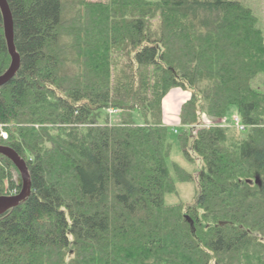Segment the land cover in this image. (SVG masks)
<instances>
[{"label": "trees", "instance_id": "1", "mask_svg": "<svg viewBox=\"0 0 264 264\" xmlns=\"http://www.w3.org/2000/svg\"><path fill=\"white\" fill-rule=\"evenodd\" d=\"M8 2L22 64L0 88V146L26 161L32 194L0 216V264H264V93L253 87L264 75V30L253 9ZM11 63L0 9V76ZM176 89L191 98L175 131L200 169L176 167L197 196L171 206L174 129L163 103ZM232 107L245 131L206 126ZM15 173L0 154V196L21 192Z\"/></svg>", "mask_w": 264, "mask_h": 264}, {"label": "rangeland", "instance_id": "2", "mask_svg": "<svg viewBox=\"0 0 264 264\" xmlns=\"http://www.w3.org/2000/svg\"><path fill=\"white\" fill-rule=\"evenodd\" d=\"M149 1H159V0H149ZM235 1H239L245 4L246 6L252 8L256 16L259 18L261 27L264 30V0H235ZM253 87L256 90L264 93V75H261L258 77V79L253 83ZM106 115L107 113H104V120L107 117ZM238 116L239 115H238L237 108L232 107L227 113V116L225 117V124L227 125L234 124L235 119L238 118ZM133 120L135 123H137V125H143L145 123V119L139 113H134ZM111 121L117 124L119 122V116L118 115L111 116ZM223 123H224L223 119L205 120V124H208V125L210 124L218 125V124H223ZM171 128L174 129V132L170 135V138H169V143L171 144V155L167 160V165H168L172 180L174 181L176 192L167 194L165 196V202L166 204L171 205V206L178 205L180 203H183L186 205L193 204L197 196V183L195 181H191V182L181 181L178 177L176 167L181 168L188 174L195 175L197 174V172H199L200 163L195 162V161H190L185 156L182 146L178 139V134L175 131L176 128L174 127H171ZM179 129L180 128H177V131ZM190 153L193 159L197 158V156L192 151V149L190 150ZM14 175H15V180L19 184H21L22 182L21 178L16 173Z\"/></svg>", "mask_w": 264, "mask_h": 264}, {"label": "water", "instance_id": "3", "mask_svg": "<svg viewBox=\"0 0 264 264\" xmlns=\"http://www.w3.org/2000/svg\"><path fill=\"white\" fill-rule=\"evenodd\" d=\"M0 9L3 16L5 35L8 50L12 58L9 70L0 76V88L8 85L17 75L21 68L22 60L15 44V23L12 10L8 0H0ZM0 154L9 158L21 174V192L11 196H0V216L8 211L19 207L26 202L32 194V180L26 161L14 149L7 146H0Z\"/></svg>", "mask_w": 264, "mask_h": 264}, {"label": "crops", "instance_id": "4", "mask_svg": "<svg viewBox=\"0 0 264 264\" xmlns=\"http://www.w3.org/2000/svg\"><path fill=\"white\" fill-rule=\"evenodd\" d=\"M191 98V94L180 89L173 90L164 100V124L169 127H181V111L183 105Z\"/></svg>", "mask_w": 264, "mask_h": 264}, {"label": "built area", "instance_id": "5", "mask_svg": "<svg viewBox=\"0 0 264 264\" xmlns=\"http://www.w3.org/2000/svg\"><path fill=\"white\" fill-rule=\"evenodd\" d=\"M111 114H117L118 112L115 111V110H111L110 111ZM207 120V119H206ZM224 124V125H223ZM223 124H218V126H221V127H224V126H230V125H227L225 124V120H224V123ZM212 124L208 125L206 124V126H211ZM234 126L239 130V131H245L246 130V126H244L241 122V120L238 118L235 119V122H234Z\"/></svg>", "mask_w": 264, "mask_h": 264}]
</instances>
